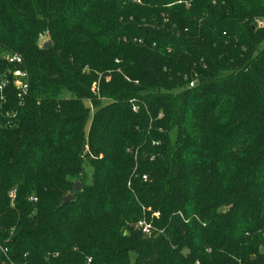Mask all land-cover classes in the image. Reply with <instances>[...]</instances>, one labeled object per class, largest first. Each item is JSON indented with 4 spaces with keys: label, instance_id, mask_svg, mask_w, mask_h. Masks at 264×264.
I'll return each mask as SVG.
<instances>
[{
    "label": "trees",
    "instance_id": "obj_1",
    "mask_svg": "<svg viewBox=\"0 0 264 264\" xmlns=\"http://www.w3.org/2000/svg\"><path fill=\"white\" fill-rule=\"evenodd\" d=\"M259 20L264 0H0V71L29 73L0 102V264H264Z\"/></svg>",
    "mask_w": 264,
    "mask_h": 264
},
{
    "label": "built area",
    "instance_id": "obj_2",
    "mask_svg": "<svg viewBox=\"0 0 264 264\" xmlns=\"http://www.w3.org/2000/svg\"><path fill=\"white\" fill-rule=\"evenodd\" d=\"M134 1H140V0H134ZM258 25L262 27L264 24L262 21H258ZM2 59H4L6 62L10 64H23V57L15 52H2L1 53ZM196 80H192L190 82V86H194ZM99 83L100 78L93 82L92 84V90L95 93L99 92ZM10 85H14L17 89V95L21 99V103L23 101V97L27 94L29 89V73L28 70L25 67H9L6 70L0 71V102H4L6 100V91L9 88ZM134 109L136 110V107L134 106ZM144 179H147V176H143ZM9 196L12 199V203L15 197V191L12 190L9 193ZM35 199V198H34ZM150 210V208H149ZM160 215L159 212H153L152 217L158 218ZM134 227L138 228L143 234L150 236L153 233H158L159 231H162L161 229H158V227L155 225L152 219H148L147 217H142L139 219L135 224ZM1 249L5 254H7V248L2 247L0 245ZM15 264V263H12Z\"/></svg>",
    "mask_w": 264,
    "mask_h": 264
},
{
    "label": "water",
    "instance_id": "obj_3",
    "mask_svg": "<svg viewBox=\"0 0 264 264\" xmlns=\"http://www.w3.org/2000/svg\"><path fill=\"white\" fill-rule=\"evenodd\" d=\"M50 44H51V40H47V41L44 42L43 47H44V48H47ZM80 189H81V183H80L79 181H77V182L75 183V190L77 191V190H80ZM72 198H73V194H68V195L65 197V202H69ZM133 226H134V225H133ZM262 250H264V247L262 248ZM188 253H189V250H188V249L184 250V252H183V254H184L185 256H187Z\"/></svg>",
    "mask_w": 264,
    "mask_h": 264
},
{
    "label": "rangeland",
    "instance_id": "obj_4",
    "mask_svg": "<svg viewBox=\"0 0 264 264\" xmlns=\"http://www.w3.org/2000/svg\"><path fill=\"white\" fill-rule=\"evenodd\" d=\"M47 40H50V38H49L48 35H44V36H42V37L40 38V42H42V43H44V42L47 41ZM98 93H99V92H98ZM89 107H90V109L93 110V107H92V106L89 105ZM87 171H88V173H89V179H91V175H92V167H91L90 165L87 166ZM143 210H145L144 207H143Z\"/></svg>",
    "mask_w": 264,
    "mask_h": 264
}]
</instances>
